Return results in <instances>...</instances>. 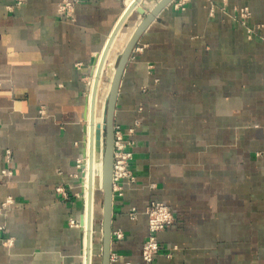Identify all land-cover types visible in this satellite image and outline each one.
Here are the masks:
<instances>
[{
  "label": "crops",
  "instance_id": "obj_1",
  "mask_svg": "<svg viewBox=\"0 0 264 264\" xmlns=\"http://www.w3.org/2000/svg\"><path fill=\"white\" fill-rule=\"evenodd\" d=\"M62 1L0 0V207L16 204L0 212V264H88L91 81L134 0H79L71 19L57 14ZM237 8L250 14L246 27ZM141 20L132 12L125 26ZM113 126L132 143L135 183L112 194L110 264H144L150 202L175 218L157 234L152 264H264V0L162 8L126 63ZM101 255L94 241L90 263Z\"/></svg>",
  "mask_w": 264,
  "mask_h": 264
},
{
  "label": "water",
  "instance_id": "obj_2",
  "mask_svg": "<svg viewBox=\"0 0 264 264\" xmlns=\"http://www.w3.org/2000/svg\"><path fill=\"white\" fill-rule=\"evenodd\" d=\"M142 0H134L132 4L125 9L124 13L122 14L121 18L117 22L113 32L111 33L110 37L108 38V43L105 46L103 55H102V60L100 64V68L98 70L97 78L100 77V69L102 63H104V59L106 56V53L108 51V48L110 47V43L114 39L116 35V31L122 26L125 25L126 20L129 18L132 12H135L138 14L142 20L140 29H137V31L134 33L128 44L126 45L123 53L120 55V57L117 60L116 67H115V73L111 81V86H110V93H109V101L108 105L105 108L104 112V124H103V129L102 132L104 133L105 137L103 139V146L106 151V158H105V163L107 162V168H108V185H107V190L106 192L102 191V209H101V240H102V264H110V245H111V230H110V223H111V206H112V183H111V175H112V153H113V115H114V107H115V102L118 94V88L120 84V79L122 76V73L125 69L126 63L129 59V56L134 49V46L141 35V33L146 29V27L153 22L155 19V16L158 14V12L167 6L172 0H162L161 2H157L158 4L156 5L155 9L150 11L149 8L145 7H140V3ZM157 1V0H156ZM96 93V91H94ZM94 98V97H93ZM95 99V98H94ZM94 107H95V100H92V105H91V114H90V130H91V124L94 116ZM84 132L86 134V128L84 129ZM92 134L90 132V141H91ZM85 141V138H84ZM83 141V156H85V142ZM81 177H82V172H81ZM82 183V182H81ZM82 185V184H81ZM92 205V203H91ZM93 207H94V198H93ZM107 207V210H106ZM94 219V215H93ZM93 219L91 218L90 221V230L93 228ZM91 244H94V235L92 238ZM90 244H88L87 241V256L88 258V264L90 263V251L88 252V247ZM92 261V258H91Z\"/></svg>",
  "mask_w": 264,
  "mask_h": 264
},
{
  "label": "built area",
  "instance_id": "obj_3",
  "mask_svg": "<svg viewBox=\"0 0 264 264\" xmlns=\"http://www.w3.org/2000/svg\"><path fill=\"white\" fill-rule=\"evenodd\" d=\"M78 1L79 0L62 1L57 7V14L61 17H64L65 19H71L73 5ZM14 2L16 6H20L23 0H14ZM236 13L238 14L242 24H245V21L250 16L247 9H239ZM253 32V30L248 31L249 37H251ZM39 114L41 115L42 111H40ZM132 133L133 131L130 130L129 134L131 135ZM130 146H132V143L123 139V134L120 128L113 126V161L111 175L112 194L114 192L118 193L121 190L119 184L122 181H126V183L130 185L135 183V179L128 169L129 163L133 158L132 153L128 150ZM5 155L6 162L9 163L10 153L6 152ZM1 174L4 177H8L11 175V172L5 169L1 172ZM10 204H12V201L8 199L3 204H1V208H4L5 205ZM143 214L147 217L148 237L142 247L141 258L144 264H151L154 256L159 251L156 235L159 232L170 228L173 225L174 220L170 210L161 203H150L143 209ZM137 216L138 211L135 208H131L128 212V218L130 220H136ZM115 237L120 238L121 235L115 234Z\"/></svg>",
  "mask_w": 264,
  "mask_h": 264
},
{
  "label": "rangeland",
  "instance_id": "obj_4",
  "mask_svg": "<svg viewBox=\"0 0 264 264\" xmlns=\"http://www.w3.org/2000/svg\"><path fill=\"white\" fill-rule=\"evenodd\" d=\"M241 9H245V8H241ZM237 10H239V9L238 8L234 9L235 16L233 18L234 19L236 18L237 22L241 26L246 27V24H242L241 23V21L239 19V16L236 13ZM137 24L138 23H136L134 25L136 26ZM134 25H132L130 29H127L126 31H124V33L122 35H119L118 38L116 39V41L112 44V47H111V49L109 51V54L107 55V58H106V60H107V63L105 65L106 72L104 74H102L101 81H100L101 82L100 86L102 85L103 90H102V95H101V102H100V104L98 105V108H97V121H96L97 122V124H96V128H97V131H96V148H97V151H96V165H95V168H94L95 169V179H96V192H95V196H94V219H93L94 241L95 242H99L100 245L102 244V240H101V222H102V220H101V209H102L101 174H102L103 159H104L103 139H104L105 135L102 132L103 124H104V122H103V120H104V112H105V108L107 107L109 90H110V86H111L112 76H113V73L115 72V67H116L117 60L120 57V55L122 54V51L125 48V45L128 42V40L130 39L131 35L134 33V31L131 30V29L135 28ZM259 28H261V27H257L256 31H258ZM246 30H247V33H248V31L250 29H246ZM248 37H249V33H248ZM113 59H114L115 63L111 62ZM91 95L92 94H90V98H89L90 101H91ZM257 156H260V154H257ZM60 191L61 190H59V189L57 190L58 193ZM11 201H12V204L5 205L4 208L0 207V212L5 214L11 208H16V204L13 202V200H11ZM150 203H159V202H150ZM161 204H163V203H161ZM164 206H166V205H164ZM166 207L170 210L171 214L173 215V220H174V223H175V218H174V214H173L172 210L170 209V207H168V206H166ZM71 222H73V223H71ZM71 222H69V225L71 227H76V226L79 227V224L76 221H71ZM174 223H173V225H174ZM146 240H147V238H146ZM156 240H157V238H156ZM144 243H143V245H144ZM5 244L9 245L10 242H5ZM143 245H142V247H143ZM141 252H142V248H141ZM92 260H93V257H92ZM152 262H153V260H152Z\"/></svg>",
  "mask_w": 264,
  "mask_h": 264
},
{
  "label": "bare ground",
  "instance_id": "obj_5",
  "mask_svg": "<svg viewBox=\"0 0 264 264\" xmlns=\"http://www.w3.org/2000/svg\"><path fill=\"white\" fill-rule=\"evenodd\" d=\"M162 1V0H161ZM160 1V2H161ZM156 7V6H155ZM155 9V8H154ZM153 9V10H154ZM141 24V22H140ZM138 25L137 27L131 29L132 31H134V33L137 31V29H140V26L141 25ZM131 26H125V25H122L118 31H116V35L114 37V39L112 40V42L110 43V47L108 48V51L106 53V56L108 55V52L110 51L111 47H112V44L116 41V39L118 38L119 35H122L124 33V31H126L127 29H130ZM134 33L131 35L130 39L132 38V36L134 35ZM130 39L128 40V42L130 41ZM128 42L126 43V45L128 44ZM125 45V47H126ZM125 49V48H124ZM123 49V51H124ZM122 51V53H123ZM103 55V53H102ZM102 55L100 57V62H99V65H98V68H97V73L95 75V78H94V75H93V80L91 81V91L92 93L90 92L91 95V101H90V114H91V105H92V100H95V107H94V116H93V120H92V124H91V134H92V137H91V141H90V135H89V156H88V166H89V170H90V175H92L93 173V158H94V131H95V118H96V114H97V108H98V105L100 104L101 102V95H102V85L100 86L101 84V76L102 74H104L106 72V68H105V65L107 63V60H106V56H105V59H104V63H102L101 65V69H100V77L97 78V74H98V70L100 68V64H101V58H102ZM96 70V69H95ZM115 73V72H114ZM114 73H113V76H114ZM112 76V78H113ZM94 81V82H93ZM93 86V88H92ZM94 91H96V93H94ZM109 93H110V90H109ZM95 99H94V98ZM89 98H90V95H89ZM108 101H109V96H108ZM108 101H107V105H108ZM91 122V121H90ZM105 158H106V151L104 149V159H103V169H102V174H101V183H102V191L106 192L107 190V185H108V181H107V178H108V168H107V162L105 163ZM92 181V179H91ZM91 203H92V182H91V186H90V190L88 192V196H87V211H88V220H87V223H86V239H85V259L86 257L89 258L87 256V241H88V244L89 247H88V252L90 251V246H91V239H92V234H91V230H90V221H91ZM106 210H107V207H106ZM101 236H102V232H101ZM88 262V259L87 261Z\"/></svg>",
  "mask_w": 264,
  "mask_h": 264
}]
</instances>
